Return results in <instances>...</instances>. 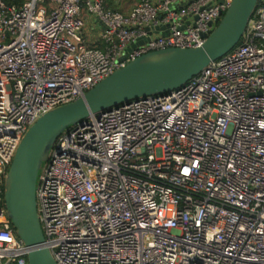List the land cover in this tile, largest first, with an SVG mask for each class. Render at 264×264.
<instances>
[{"label":"built area","instance_id":"obj_1","mask_svg":"<svg viewBox=\"0 0 264 264\" xmlns=\"http://www.w3.org/2000/svg\"><path fill=\"white\" fill-rule=\"evenodd\" d=\"M230 1L0 0V264H28L3 192L29 127L146 52L200 46ZM35 195L58 264H264V0L183 85L61 132Z\"/></svg>","mask_w":264,"mask_h":264},{"label":"water","instance_id":"obj_2","mask_svg":"<svg viewBox=\"0 0 264 264\" xmlns=\"http://www.w3.org/2000/svg\"><path fill=\"white\" fill-rule=\"evenodd\" d=\"M257 1L231 0L200 46L146 52L96 83L82 97L47 111L29 127L8 167L3 192L15 233L28 247V264H58L45 245L35 189L39 171L61 132L91 114L99 115L139 97L166 94L183 85L239 43Z\"/></svg>","mask_w":264,"mask_h":264},{"label":"crops","instance_id":"obj_3","mask_svg":"<svg viewBox=\"0 0 264 264\" xmlns=\"http://www.w3.org/2000/svg\"><path fill=\"white\" fill-rule=\"evenodd\" d=\"M124 9L126 10V8H124ZM94 22H93V19L86 18V20H85L86 28L88 29L89 27H91Z\"/></svg>","mask_w":264,"mask_h":264},{"label":"rangeland","instance_id":"obj_4","mask_svg":"<svg viewBox=\"0 0 264 264\" xmlns=\"http://www.w3.org/2000/svg\"><path fill=\"white\" fill-rule=\"evenodd\" d=\"M114 9H115V10H120V9H119V6H114ZM93 20H94V19H93ZM90 36H91V35H90ZM90 36L87 35L88 38H90Z\"/></svg>","mask_w":264,"mask_h":264}]
</instances>
